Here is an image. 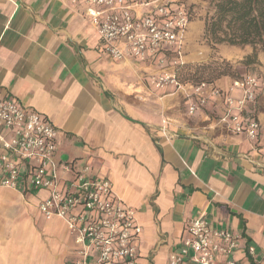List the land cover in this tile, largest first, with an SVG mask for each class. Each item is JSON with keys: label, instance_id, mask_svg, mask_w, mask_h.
<instances>
[{"label": "crops", "instance_id": "crops-1", "mask_svg": "<svg viewBox=\"0 0 264 264\" xmlns=\"http://www.w3.org/2000/svg\"><path fill=\"white\" fill-rule=\"evenodd\" d=\"M84 8L81 0H0V96L55 126L59 163L79 159L134 209L141 226L135 264H167L187 221L199 215L240 235L235 264H260L246 247L264 258L262 139L227 130L222 97L209 96L188 115L189 85L152 89L156 61L110 58ZM181 62H188L185 43ZM231 79L214 85L227 90ZM46 194L0 187V264H73L76 246L64 222L38 210Z\"/></svg>", "mask_w": 264, "mask_h": 264}, {"label": "built area", "instance_id": "built-area-1", "mask_svg": "<svg viewBox=\"0 0 264 264\" xmlns=\"http://www.w3.org/2000/svg\"><path fill=\"white\" fill-rule=\"evenodd\" d=\"M81 2L88 24L110 58L155 60L158 70L149 76L148 84L154 90L173 91L189 85L188 115L201 109L209 96L222 97L225 110L220 121L227 130L243 133L252 142L260 137L264 145V123L255 108L260 91L255 75L232 78L227 90L214 82L179 80L175 70L183 63L185 35L193 14L190 4L184 0ZM144 7L150 8L140 13ZM136 8L138 12L133 13ZM56 143L57 129L45 117L0 96V187L18 189L23 184L47 192L38 210L46 218L64 222L76 246L73 264H135L134 240L141 226L135 222L134 209L122 203L107 177L88 176L90 168L85 164L59 163ZM185 228L187 236L169 253L167 264H235L230 256L240 235L214 228L204 215L188 220ZM246 252L254 263L264 264L252 245H247Z\"/></svg>", "mask_w": 264, "mask_h": 264}, {"label": "trees", "instance_id": "trees-1", "mask_svg": "<svg viewBox=\"0 0 264 264\" xmlns=\"http://www.w3.org/2000/svg\"><path fill=\"white\" fill-rule=\"evenodd\" d=\"M212 3L213 13L204 18L202 34L211 48L220 43L248 45L252 48V55L247 56L246 60L255 58L257 51L264 53V0H212ZM175 71L181 82L193 84L214 82L220 76L233 77L231 74L234 72L229 63L223 62L198 65L182 63Z\"/></svg>", "mask_w": 264, "mask_h": 264}, {"label": "rangeland", "instance_id": "rangeland-1", "mask_svg": "<svg viewBox=\"0 0 264 264\" xmlns=\"http://www.w3.org/2000/svg\"><path fill=\"white\" fill-rule=\"evenodd\" d=\"M186 3H190L194 11L193 20L188 28L192 35L188 33L186 36L185 50L188 62L185 63L189 65L206 64L208 62L229 63L232 71H234L231 74L232 78L246 74L255 75L261 84L255 108L257 114L261 115V119H264L262 118L264 117V53L257 51L255 58L252 57L251 60H246L247 56L252 55V48L248 45L232 46L220 43L214 49L211 48L209 43L202 37L203 29L201 32H196L200 24L204 23V18L213 13L212 0H187ZM221 77L223 76L219 78ZM179 109L183 110V107L180 106ZM74 161L78 166L79 159Z\"/></svg>", "mask_w": 264, "mask_h": 264}]
</instances>
